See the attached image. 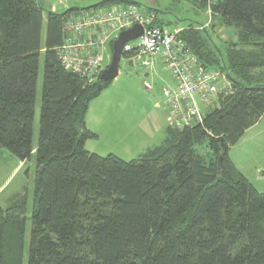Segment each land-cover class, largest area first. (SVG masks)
<instances>
[{"label":"trees","instance_id":"16d2710c","mask_svg":"<svg viewBox=\"0 0 264 264\" xmlns=\"http://www.w3.org/2000/svg\"><path fill=\"white\" fill-rule=\"evenodd\" d=\"M188 1L207 9L206 0ZM130 5L140 6L101 0L50 11L42 45L39 0H0V148L20 162L35 158L27 264H264V192L228 154L264 115V0H218L210 7L212 26L235 36L223 50L203 26L183 29L180 39L197 61L224 74L232 92L206 109L201 123L166 126L160 145L124 161L85 149L96 138L85 125L89 105L112 81L98 75L88 82L63 70L55 49L70 15ZM144 8L150 26L162 27ZM6 203L0 207V264H23L27 197Z\"/></svg>","mask_w":264,"mask_h":264},{"label":"built area","instance_id":"2783aa9c","mask_svg":"<svg viewBox=\"0 0 264 264\" xmlns=\"http://www.w3.org/2000/svg\"><path fill=\"white\" fill-rule=\"evenodd\" d=\"M217 1L206 0L208 13ZM59 4L67 7V0ZM150 22L149 16L131 5L90 8L70 15L62 27L64 41L55 49L58 61L63 70L92 82L107 66L106 50L118 34L139 24L143 28L141 36L127 43L123 53H132L126 60L133 70L150 67L159 60L169 72L173 87L162 89L167 126L180 129L201 123L206 109L217 107L220 97L231 94L230 83L224 74L208 70L197 61L180 39L183 29L169 32L150 26ZM142 85L151 90L149 83Z\"/></svg>","mask_w":264,"mask_h":264},{"label":"rangeland","instance_id":"374dc122","mask_svg":"<svg viewBox=\"0 0 264 264\" xmlns=\"http://www.w3.org/2000/svg\"><path fill=\"white\" fill-rule=\"evenodd\" d=\"M64 0H39V3L43 9V25L41 32V43L44 44L45 40V23L46 14L50 12L51 8L57 6V12L62 13L66 9L72 7H87L96 4L101 0H67V7L61 6L59 2ZM139 4V8L151 7L145 3L144 0H132ZM155 4L151 7L157 12H154L156 20L162 23V27L167 31H172L175 26H205L207 24L206 32L214 42V44L224 49V42L221 40L225 35L232 40L233 30L227 31L223 34L213 33V26L209 28L211 22L210 15L204 12L203 9L193 5L188 0H155ZM231 33V34H230ZM228 34V35H227ZM105 64H109L110 53L109 49L106 50ZM130 65V64H129ZM129 65L125 64L123 59L119 62V72L122 75L120 81H125L127 86V98L130 100L127 107L128 116L130 118L131 125L133 126V132L131 134L135 142L131 146V154L125 153L124 146L111 144L104 140V137H100L98 147L101 155H109L106 150L112 147V155L124 161H130L137 158L135 155L138 146L144 144L142 139L145 134L138 128V124L143 117L145 109H163L165 100L162 96L163 88H172L173 81L169 72L165 67L160 64L155 67L160 71L159 75L146 76L148 67H144L141 71L132 70ZM160 67V68H159ZM42 73H43V57L39 59V71L36 85V96L34 106V120H33V132H32V146L35 149L38 142V125H39V113L41 105V90H42ZM147 80L150 84L151 90H145L143 88V81ZM118 82L117 85H122V82ZM102 108V107H101ZM100 108V110H101ZM112 106L110 109H114ZM99 110V111H100ZM112 115L116 116L115 111ZM164 135V134H163ZM163 136L157 140H151L154 146H158L162 142ZM93 140V139H92ZM90 145V144H88ZM133 147V148H132ZM229 155L233 156L236 162V166L240 169V172L245 175L247 180L255 187L258 192H264V116L258 122L257 126L250 130L244 137L238 141L229 150ZM98 155V154H97ZM35 177V158L32 157L25 162H20L14 155L8 151L0 148V207L6 206V201L12 196H18L19 194H25L27 197V210H26V222H25V248L23 255V264H27V252L29 245L30 235V216L33 202V183Z\"/></svg>","mask_w":264,"mask_h":264},{"label":"crops","instance_id":"0c3cea01","mask_svg":"<svg viewBox=\"0 0 264 264\" xmlns=\"http://www.w3.org/2000/svg\"><path fill=\"white\" fill-rule=\"evenodd\" d=\"M130 1H132V0H130ZM144 1L148 5H151V7L156 2L155 0H144ZM87 7H90V6H87ZM87 7H84V8H87ZM151 7H148V8L151 9L150 14L152 17V15L154 16L153 13L157 12V11L153 10L154 8H151ZM78 8H80V7H78ZM50 10H51V12H57V6H54ZM203 10L208 15H210V18H211V14L208 13L207 9L206 10L203 9ZM211 26H212V24L210 22L209 28ZM195 27H198V26H195ZM174 28L185 29L182 26H180V27L175 26ZM200 28L204 29V26L200 27ZM206 28H207V24L205 25V29ZM212 31H213V33L223 34L227 31L230 32L231 30L227 29V28H222V27H219L218 25H216V26H213ZM221 40L223 42H227V41H229V38L225 35ZM231 41H235L234 35H233V38ZM123 60L125 61V64L129 65V63L127 62L126 59H123ZM160 64H161V62L159 60H156L155 62H153V64L150 67H148L149 69L146 70L147 73H144V75L152 76V77H154V75H156V76L159 75L160 71L156 70L155 67L160 65ZM142 68L143 67L138 69V71H141ZM121 76L122 75L120 74V72H118V75L111 82L109 87L106 88L105 90H103L101 92V94L95 100H93L89 105V108H88V111L86 114L85 125H86V129L89 132L96 135L95 139H93V140L90 139V140H87L85 142V149L90 153L101 155L99 152V148H97V147L99 144V140L101 139L100 137H104V140L107 142V144L109 143V146H110V143L113 145L114 144L120 145V146L123 145L124 146L123 151L125 153H127L128 155L131 154V148L130 147L133 146L132 143L135 142V139H133L131 136V134L133 132V130H132L133 126L131 125L130 118H129L128 112H127V107L129 105V102H130V100H128V98H127V91L129 88H127V86L125 85V81H120ZM147 80L148 79H145L143 82H147ZM119 81L122 82V85H117ZM112 106H114L115 108L110 109ZM100 108H101V110H100ZM114 111L117 114L116 116L112 115V113ZM167 121H168V110L165 107L163 109H158L156 107H153V109H151V110H149L148 108L144 110V114H143L142 119L140 120L139 123H136V124H138V128L145 134L144 138L142 139V143H144V144L138 146V149L135 152L136 156L141 155L145 150H147L149 148L155 147L154 144L151 143V140H154L155 138L157 140H159V138H161V135L163 136V139H164L163 134H164V130L167 126ZM257 124L254 125L253 127L249 128L248 130H246L244 135L247 134L253 128H255L257 126ZM244 135L242 136V138L244 137ZM163 139H162V141H163ZM88 144H90V145H88ZM106 151L108 154L113 153L112 147L111 148L109 147L108 150H106ZM229 156H230L231 161L235 165V167L240 171V169L236 166V162L233 159V156L232 155H229Z\"/></svg>","mask_w":264,"mask_h":264},{"label":"water","instance_id":"95a60500","mask_svg":"<svg viewBox=\"0 0 264 264\" xmlns=\"http://www.w3.org/2000/svg\"><path fill=\"white\" fill-rule=\"evenodd\" d=\"M143 32L142 26L133 25L131 28L118 34L111 45L110 61L107 67L100 74V79L104 82L113 81L119 72V62L122 59L124 46L137 39Z\"/></svg>","mask_w":264,"mask_h":264}]
</instances>
